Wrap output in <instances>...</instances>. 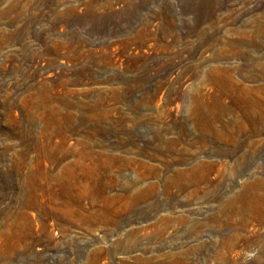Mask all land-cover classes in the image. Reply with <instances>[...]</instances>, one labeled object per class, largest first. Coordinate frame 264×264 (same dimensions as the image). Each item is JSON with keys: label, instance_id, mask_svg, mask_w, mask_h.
I'll return each instance as SVG.
<instances>
[{"label": "rangeland", "instance_id": "374dc122", "mask_svg": "<svg viewBox=\"0 0 264 264\" xmlns=\"http://www.w3.org/2000/svg\"><path fill=\"white\" fill-rule=\"evenodd\" d=\"M264 0H0V264H264Z\"/></svg>", "mask_w": 264, "mask_h": 264}, {"label": "crops", "instance_id": "0c3cea01", "mask_svg": "<svg viewBox=\"0 0 264 264\" xmlns=\"http://www.w3.org/2000/svg\"><path fill=\"white\" fill-rule=\"evenodd\" d=\"M264 127V123L260 121V118L256 122V128L261 129Z\"/></svg>", "mask_w": 264, "mask_h": 264}]
</instances>
